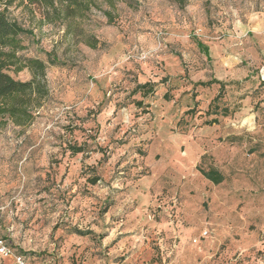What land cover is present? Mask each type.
Masks as SVG:
<instances>
[{
  "label": "rangeland",
  "instance_id": "1",
  "mask_svg": "<svg viewBox=\"0 0 264 264\" xmlns=\"http://www.w3.org/2000/svg\"><path fill=\"white\" fill-rule=\"evenodd\" d=\"M103 7L68 32L10 6L20 53L58 63L35 119L0 123V232L30 264H264V0Z\"/></svg>",
  "mask_w": 264,
  "mask_h": 264
},
{
  "label": "trees",
  "instance_id": "2",
  "mask_svg": "<svg viewBox=\"0 0 264 264\" xmlns=\"http://www.w3.org/2000/svg\"><path fill=\"white\" fill-rule=\"evenodd\" d=\"M15 0H0V123L8 121L15 125L25 126L30 124L36 116V111L43 105L50 90L48 87L47 70L49 64H57L58 60L46 52L47 58L37 56H27L20 53L27 48L23 36L32 33L15 16H13L10 6ZM26 5H32L41 13L40 23L60 22L67 26V31L72 32L73 21L77 18L85 19L94 9L102 10L110 20L113 19V12L109 8H104L103 4L110 7L116 5L117 0H19ZM75 29L80 30L78 26ZM82 34H84L83 30ZM86 43L95 47L97 40L85 38ZM28 68L32 76L29 79H20L12 74ZM223 84V82H220ZM157 82L138 83L133 89L135 94L142 92L143 97L155 92ZM165 98L170 99V96ZM221 96H215L218 100ZM138 106L144 104L143 99L136 100ZM149 105V104H148ZM223 116H228L233 112L229 107L222 108ZM236 111V110H235ZM213 122L218 119L214 118ZM73 153L85 150L83 146H70ZM206 178L218 184L224 181L225 174L215 166L208 169L200 168ZM96 180H94L95 182ZM1 233V232H0ZM3 234V233H2ZM5 235V234H3Z\"/></svg>",
  "mask_w": 264,
  "mask_h": 264
},
{
  "label": "built area",
  "instance_id": "3",
  "mask_svg": "<svg viewBox=\"0 0 264 264\" xmlns=\"http://www.w3.org/2000/svg\"><path fill=\"white\" fill-rule=\"evenodd\" d=\"M209 236V230L202 231L200 236L193 239L198 242L199 239ZM0 264H30L28 256L19 250L6 235L0 233Z\"/></svg>",
  "mask_w": 264,
  "mask_h": 264
}]
</instances>
